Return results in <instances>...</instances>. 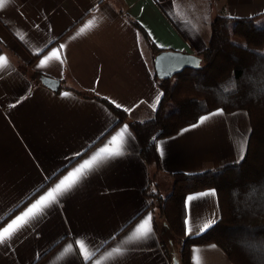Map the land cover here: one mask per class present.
I'll return each instance as SVG.
<instances>
[{
  "label": "crops",
  "instance_id": "obj_1",
  "mask_svg": "<svg viewBox=\"0 0 264 264\" xmlns=\"http://www.w3.org/2000/svg\"><path fill=\"white\" fill-rule=\"evenodd\" d=\"M217 16L263 25L264 0H10L0 8V56L8 61L0 69V229L102 147H113L109 141L127 126L123 153L93 167L0 244V264H170L147 194L166 197L168 191H159L171 187L173 173L239 162L249 119L245 111H213L203 123L200 117L158 140L159 172L141 159L129 125L151 119L159 106L154 56L201 57ZM45 78L59 82L57 91ZM74 91L106 99L126 112L125 121L115 127L105 105ZM184 212L185 237L203 233L220 218L215 191L188 194ZM148 217L151 233L129 240ZM163 238L169 247L173 237L165 232ZM68 245L71 252L62 255ZM189 262L232 264L214 244L191 246Z\"/></svg>",
  "mask_w": 264,
  "mask_h": 264
},
{
  "label": "trees",
  "instance_id": "obj_2",
  "mask_svg": "<svg viewBox=\"0 0 264 264\" xmlns=\"http://www.w3.org/2000/svg\"><path fill=\"white\" fill-rule=\"evenodd\" d=\"M210 29L201 53L203 68L186 69L166 80H158L153 73L162 94L159 106L151 119L132 122L129 127L140 146L141 159L160 171L158 140L213 111L246 112L250 132L239 162L199 174L173 173L166 197L155 192L147 196L155 231L170 264L174 258L178 264H190V247L207 244L219 247L232 264H264V24L254 18L217 16ZM81 95L105 105L117 120L115 127L125 121L126 112L106 99ZM205 190L215 191L220 218L203 233L186 238L184 199ZM165 232L173 237L169 247Z\"/></svg>",
  "mask_w": 264,
  "mask_h": 264
},
{
  "label": "snow or ice",
  "instance_id": "obj_3",
  "mask_svg": "<svg viewBox=\"0 0 264 264\" xmlns=\"http://www.w3.org/2000/svg\"><path fill=\"white\" fill-rule=\"evenodd\" d=\"M9 2L10 0H0V8H3ZM90 26L91 22L86 27ZM84 30L85 29L82 28L80 31L84 32ZM52 55H56V53H53ZM49 58L50 57H45L42 59L38 66H45ZM7 66V59L3 56H0V69ZM65 95L68 94L65 93ZM207 119L208 117H202L200 123H203ZM195 126L196 125H194V127ZM184 131H187V129ZM126 132L127 126H125L124 129H122L121 132L117 134V136L112 137V140L109 141V145H114L113 147H109L108 145L102 147L99 152L93 155L90 159L85 160L84 163L77 167L74 171L69 172L68 175L60 180V182L56 184L54 188L49 190L44 196H41L40 199L32 204L22 215L16 217V219L9 223L6 227L0 229V244H4L9 241L12 236L15 235V233L19 231L20 228L28 224L30 220L36 218L38 215L43 214L45 208L50 207L54 203H58L59 197L75 187L80 182L81 178L87 175L88 171H91L93 167L107 159L121 155L123 153V142ZM212 194L214 195V193ZM189 199H191V197ZM211 223L212 221H209L203 227L207 228ZM151 230V217H148L135 229L134 233L129 237V240L144 239L151 233ZM77 243L79 244L81 253L83 254L85 252L84 244L79 241ZM71 248L72 246L68 245L62 255L70 253ZM114 252L119 253L120 249H114ZM109 255H111V253ZM87 258L88 257L86 256V259Z\"/></svg>",
  "mask_w": 264,
  "mask_h": 264
},
{
  "label": "water",
  "instance_id": "obj_4",
  "mask_svg": "<svg viewBox=\"0 0 264 264\" xmlns=\"http://www.w3.org/2000/svg\"><path fill=\"white\" fill-rule=\"evenodd\" d=\"M153 68L158 80L171 79L186 69L200 70L203 68L202 58L197 55L174 51H160L153 58ZM43 84L53 91L59 88V82L43 79ZM172 264H178L175 258Z\"/></svg>",
  "mask_w": 264,
  "mask_h": 264
},
{
  "label": "rangeland",
  "instance_id": "obj_5",
  "mask_svg": "<svg viewBox=\"0 0 264 264\" xmlns=\"http://www.w3.org/2000/svg\"><path fill=\"white\" fill-rule=\"evenodd\" d=\"M202 65H204V63L202 62ZM153 73H155L154 72V69H153ZM156 172H159V171H156ZM154 174V173H153ZM154 176V175H153ZM170 179H171V177H170ZM169 182L170 183H172V179L171 180H169ZM172 185V184H171ZM170 189H172V187H170L169 185H167L166 187H164V190L162 191V193H161V190L159 191L160 192V194H164V193H166L167 191V194L170 192ZM167 194H165L166 196H167ZM165 195H163V196H165ZM151 198V197H150ZM149 200H151V199H149ZM152 200H154L153 198H152ZM155 207H157V205L155 204L154 205ZM159 225H161L160 223H159Z\"/></svg>",
  "mask_w": 264,
  "mask_h": 264
}]
</instances>
